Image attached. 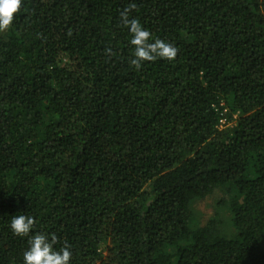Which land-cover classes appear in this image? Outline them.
Returning a JSON list of instances; mask_svg holds the SVG:
<instances>
[{
	"label": "trees",
	"instance_id": "16d2710c",
	"mask_svg": "<svg viewBox=\"0 0 264 264\" xmlns=\"http://www.w3.org/2000/svg\"><path fill=\"white\" fill-rule=\"evenodd\" d=\"M126 8L173 61L130 64ZM219 188L232 238L193 225ZM14 215L70 264H264V0H23L0 32V264L28 248Z\"/></svg>",
	"mask_w": 264,
	"mask_h": 264
},
{
	"label": "clouds",
	"instance_id": "9594fccd",
	"mask_svg": "<svg viewBox=\"0 0 264 264\" xmlns=\"http://www.w3.org/2000/svg\"><path fill=\"white\" fill-rule=\"evenodd\" d=\"M23 0H0V32L7 31L13 24L14 14L18 13ZM130 9L120 13L122 24L131 35L132 46L130 64L140 69L145 62L157 60L173 61L179 49L163 39H152V33L142 26L137 19H129ZM34 218L28 215H14L10 221L13 235L29 237L28 248L23 253V264H70L72 251L68 245L57 249V237L44 233H33Z\"/></svg>",
	"mask_w": 264,
	"mask_h": 264
},
{
	"label": "rangeland",
	"instance_id": "374dc122",
	"mask_svg": "<svg viewBox=\"0 0 264 264\" xmlns=\"http://www.w3.org/2000/svg\"><path fill=\"white\" fill-rule=\"evenodd\" d=\"M223 128V127H222ZM232 194L225 188H219L205 199L196 201L193 206L194 220L196 227H206L214 222L217 231L226 238L236 235V230L232 224V213L227 205L231 200Z\"/></svg>",
	"mask_w": 264,
	"mask_h": 264
}]
</instances>
